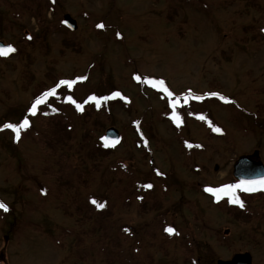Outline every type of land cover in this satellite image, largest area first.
Here are the masks:
<instances>
[{
  "label": "rangeland",
  "instance_id": "obj_1",
  "mask_svg": "<svg viewBox=\"0 0 264 264\" xmlns=\"http://www.w3.org/2000/svg\"><path fill=\"white\" fill-rule=\"evenodd\" d=\"M255 3L259 10L250 0H0V41L17 49L0 57V125L27 117L31 126L19 141L11 130L0 132V201L8 206L0 209V264H118V257L135 264H216L245 252L252 264H264V190L237 215L204 191L236 184L232 167L241 156L257 152L264 165V40L253 34L264 29V0ZM66 14L76 31L62 24ZM134 75L162 79L181 98L179 126L166 94ZM78 77L87 79L71 90L58 88L29 114L36 100L31 91ZM189 90L203 99L184 104ZM117 91L123 103L100 113L86 104L79 116L67 102ZM50 113H62L70 128L64 139L45 143V132L61 127L45 119ZM139 122L147 131L136 129ZM108 128L118 131L119 143L95 167L88 154ZM117 167L132 178L120 183ZM91 198L114 208L111 237L123 252H99L91 237L77 248L80 231L94 227L73 212L97 209ZM167 227L178 235L164 237Z\"/></svg>",
  "mask_w": 264,
  "mask_h": 264
},
{
  "label": "trees",
  "instance_id": "obj_2",
  "mask_svg": "<svg viewBox=\"0 0 264 264\" xmlns=\"http://www.w3.org/2000/svg\"><path fill=\"white\" fill-rule=\"evenodd\" d=\"M250 1L252 2V7L254 9H256V10H259V4L255 3V0H250ZM260 19H261V21H264V13H262L260 15ZM251 29L252 28H248V31H250ZM253 34H254V37H255L256 40H264V29H261V30L260 29L259 30L254 29L253 30ZM58 81L59 80H55L54 83L52 84V86L56 85L58 83ZM30 86H31V81H28L27 84L24 86V89H30ZM49 89L50 88L46 84L37 87L36 89L31 91V93L33 95V99H36L43 92H45V91H47ZM103 96H106V95H103ZM119 103H123V102H121L120 98L109 100V101H107L105 103H102V105L99 108V110L97 108H95V111L100 113L101 111H104L105 109L109 108L110 105L119 104ZM183 106L186 107L185 105H183ZM183 106H179L178 109L182 110ZM93 110H94V108H93ZM83 114H84V112H78L77 113V115H79V116H82ZM45 119H47L48 121L49 120L50 121H57V123H61L60 124L61 127H58L57 130L53 129L52 131L47 128L46 124L44 125V127L48 129V132L46 131L45 132L46 134L44 136L45 143L49 142V141H53L51 139H54V140L57 139V138H52V137L59 136L60 138L64 139L65 133H67V131L70 128V126L67 125L69 120L64 118L62 113H50L48 116L45 117ZM134 126L136 127V129H140V128L144 127V129L147 131L146 126L143 125V127H142V123L141 122H139L137 124H134ZM29 128L31 129V126ZM96 129L98 131H103L104 130V122L97 123L96 124ZM49 137H51V139ZM54 144H55V142H54ZM54 144L53 145L49 144L47 146L51 150L56 151ZM135 147H137V143L135 144ZM114 148L115 147H112L110 144H109V147H104V142L100 146L91 147V153L88 154V157L94 162L98 161L97 164L94 163L92 165L96 167V165H100V163L102 161L110 158L111 155H112V152L115 150ZM145 153H148L147 149H145ZM94 168L92 169L93 172L95 171ZM113 173H115L117 175V178L121 176V178L119 180L120 183H122V180H121V179H123L122 177L129 178V179L132 178V175L129 174L126 170H124L123 167L115 168L113 170ZM80 177H81V175H80ZM125 178H124V181H125ZM126 190H127V188L125 189V191ZM236 195H238L239 198L241 200H243L244 204L247 206L248 204L250 205L251 201L259 199L260 196H261V193H259L258 191H254V192L248 193V192H243V191H239L238 190ZM144 198L145 197L143 196L142 198L137 199V201L141 204V203H143ZM152 199L153 198H151L150 201ZM222 199H224L223 201L225 202L227 207L231 208L235 215L241 213L242 208L238 207L237 205H233V204L227 203V198L226 197H224ZM126 202L127 201L125 200V203ZM156 205H157V203H155V201H151V206L152 207H155ZM89 207H90L89 205L88 206H83L81 210H77L76 209L73 212L74 214H76L79 217V219L84 217L83 221H81V222H83V223H85L87 225L91 223L92 226L94 227V228H92L90 230V232L88 230H86V227L82 231H80L81 233H79L76 236V238H77V241H76L77 248H81L83 246V244L85 243V241L91 237L92 239H94V238L98 239L97 243L99 244V248H100L99 252H123V246L118 247L117 240L115 239V237H113V239L111 237V235H113L112 234V230H111V227H112L111 223H113V222L110 221V218H112L114 216V213H115L114 212V208L110 207L109 205L104 207L103 209H99V210L95 209V208L92 209L91 207H90L91 208L90 209ZM150 209H152V208H150ZM147 211L148 210H145V206L141 207L142 215H145V213H147ZM160 225H161V228H163V220L162 221L160 220ZM79 226H80V224H79ZM149 234H150V231H149ZM127 237L129 239L133 238L132 235L126 236L125 238H127ZM164 237L169 238V234L164 232ZM123 242L125 244L128 243L126 241V239H124ZM135 244H136V247H135L133 252H138V249H139V246H140L139 241H136ZM183 246H187L189 248L190 244H189V242L187 240H185V241H183ZM92 248H95V245H93ZM115 257L116 256H113V259ZM118 264H135V263H131V262L129 263V261L127 259H123V258L118 257Z\"/></svg>",
  "mask_w": 264,
  "mask_h": 264
},
{
  "label": "snow or ice",
  "instance_id": "obj_3",
  "mask_svg": "<svg viewBox=\"0 0 264 264\" xmlns=\"http://www.w3.org/2000/svg\"><path fill=\"white\" fill-rule=\"evenodd\" d=\"M96 27L98 29H103L105 28V25L103 23L97 24ZM119 33H117V36L119 37ZM29 40L32 39L31 36L27 37ZM17 49L9 44L6 46H0V57L7 58L11 54L15 53ZM87 77H78L75 80H60L53 88L43 92L39 97L36 98V100L33 102L31 108L28 110L30 115H36L37 114V109L41 104H45L48 101L49 97L55 96L57 89L61 88L62 86H66L68 89H72L73 86L77 82H82L83 80H86ZM133 79L136 80L137 82H142L144 84H149L153 88H157L159 91L163 92L166 94V96L169 98V107L173 110L171 119L173 120L174 123L179 126L182 123L181 117L179 114L175 111V109L180 105V99L174 96V93L168 89V87L165 86L164 80H155V79H150V78H143L140 75H134ZM212 97H217L224 103H231L230 100H228L226 97L220 95L219 93H210L209 94ZM116 98H120L122 100L126 99L125 97L122 96L120 92H113L109 96H96V95H90L88 96L83 103L77 102L72 96L67 97V102L72 104L77 111L83 112L84 111V105L86 104H94L96 108L99 110L101 107L102 103H105L109 100H113ZM189 98L196 99V100H201L203 97L196 96L192 97L191 96V90H189V93L187 96L182 97L184 100V104L188 103ZM198 119L204 120V116H199ZM209 126L212 127L211 123L209 122ZM30 127V121L27 117H25L22 121L19 123H3L0 125V131L4 130H11V132L14 134V139L16 141H19L21 138V131L22 130H27ZM212 131L220 133L221 129L218 127H212ZM101 140L104 141V147H109L108 138L107 137H101ZM119 143V140L114 141L111 146L115 147L116 144ZM146 143V142H145ZM188 147H192V145L188 144ZM196 147H200L197 145ZM160 174V173H157ZM144 187L146 188H151V184H147ZM237 190L243 191V192H254L257 190H264V179L259 180V181H240L239 183L236 184H227L223 185L219 188H213V187H205L204 191L211 194L216 198V202L218 203L223 196H227V203L237 205L240 208H244L245 204L244 201L239 198L238 195H236ZM90 203H92L98 210L103 209L106 207L105 203H99L95 198L90 199ZM0 209L4 210L5 212L8 211V206L0 201ZM126 232L129 231L127 228L124 229ZM165 232H167L169 235H178L176 230L173 227H167L164 229Z\"/></svg>",
  "mask_w": 264,
  "mask_h": 264
},
{
  "label": "water",
  "instance_id": "obj_4",
  "mask_svg": "<svg viewBox=\"0 0 264 264\" xmlns=\"http://www.w3.org/2000/svg\"><path fill=\"white\" fill-rule=\"evenodd\" d=\"M64 25L70 30L77 29L76 21L73 20L68 14L63 17ZM0 46H3L0 43ZM105 137L108 142L112 144L118 140V132L114 128H108L105 131ZM216 169V168H215ZM232 176L238 182L240 181H259L264 179V165L258 158V153L254 152L251 156L239 157L232 167ZM216 264H252V259L249 253L235 254L228 261H217Z\"/></svg>",
  "mask_w": 264,
  "mask_h": 264
}]
</instances>
